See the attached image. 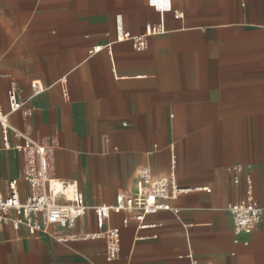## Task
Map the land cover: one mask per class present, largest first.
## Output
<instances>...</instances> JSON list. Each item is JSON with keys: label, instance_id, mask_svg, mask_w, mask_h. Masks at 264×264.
<instances>
[{"label": "crops", "instance_id": "crops-1", "mask_svg": "<svg viewBox=\"0 0 264 264\" xmlns=\"http://www.w3.org/2000/svg\"><path fill=\"white\" fill-rule=\"evenodd\" d=\"M226 1L264 24V0H248L244 9L242 0ZM130 6L131 0H0V105L8 110L12 89L26 101L11 123L48 145L52 173L78 180L88 205L135 191L139 170L149 166L156 177L175 173L188 189L171 201L180 211L149 214L147 226L132 218L124 224L126 214L113 213L109 224L121 228L114 260L103 238L62 242L57 235L69 230L33 235L0 223V264H264V217L251 234L237 235L228 210L246 195L248 176L264 207V31L168 12L167 32L150 35L140 51L116 40L117 15L140 34L161 13L146 0ZM99 45L112 50L95 51ZM34 80L46 87L37 95ZM10 142L21 139L11 133ZM24 163L15 148L0 149L1 192ZM236 164L251 167L239 183ZM204 187L211 191L198 189ZM19 189L25 200L30 185L21 180ZM96 230L91 210L74 228Z\"/></svg>", "mask_w": 264, "mask_h": 264}, {"label": "built area", "instance_id": "built-area-1", "mask_svg": "<svg viewBox=\"0 0 264 264\" xmlns=\"http://www.w3.org/2000/svg\"><path fill=\"white\" fill-rule=\"evenodd\" d=\"M161 0H148L150 6L161 13L158 23H149L144 33L134 34L126 29L122 15L116 17V40H130L137 50L143 51L148 46V37L152 34L167 32L164 14L172 12L176 17H183L184 11L178 0H166V9H159ZM107 47L111 51V45L96 46L95 51ZM33 93H42L46 87L34 80L31 84ZM9 108L5 110L0 105V128L2 132L3 147L15 148L25 158L24 170L19 177H8L5 182L8 192L0 191V223L10 222L19 230L26 227L31 234L39 232H51L52 228L69 230L64 234H58L57 238L62 242L69 240H83L88 238H103L106 242V257L114 260L121 249V228L109 224L113 213L126 214L124 224L130 219H135L141 226H147L144 220L147 215L161 210H170L178 213L180 209L171 204L188 189L181 187L175 173L167 176H154L149 166L139 170L136 190L133 192L119 191L113 203H95L88 205L85 194L81 190L78 180L57 177L52 173L49 158L48 145L40 140L31 138L25 131L13 126L12 113L25 105L26 101L20 100L16 90L8 92ZM13 133L21 139V142L13 146L10 142V134ZM251 168L243 164L233 166L234 182H240V174ZM30 185V194L22 200L19 189L20 181ZM246 195L237 202L229 205L228 210L234 221V230L237 235L251 234L264 217V207L259 204L254 195L253 179H246ZM211 191L210 188H198ZM91 210L96 217L97 230L94 232L78 233L74 228L82 218ZM245 244H248L246 241ZM193 264H197L196 260Z\"/></svg>", "mask_w": 264, "mask_h": 264}, {"label": "rangeland", "instance_id": "rangeland-1", "mask_svg": "<svg viewBox=\"0 0 264 264\" xmlns=\"http://www.w3.org/2000/svg\"><path fill=\"white\" fill-rule=\"evenodd\" d=\"M138 2L139 0H131V11L138 9V7L134 6ZM166 2V0H161L158 2V5L166 8ZM225 3H227L226 0H183V11L185 16L190 15L195 21L210 25L226 22L232 23L242 30L259 29L264 31V24H256L255 16L252 13L247 12L245 15L243 12H234ZM248 3V0H242V8H249ZM146 6L150 7L148 0H146ZM239 13H241L240 18L238 17Z\"/></svg>", "mask_w": 264, "mask_h": 264}]
</instances>
